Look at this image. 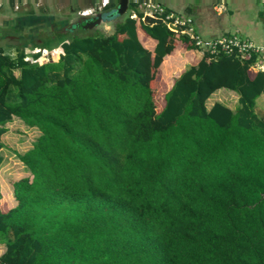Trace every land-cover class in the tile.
Masks as SVG:
<instances>
[{
    "label": "trees",
    "instance_id": "1",
    "mask_svg": "<svg viewBox=\"0 0 264 264\" xmlns=\"http://www.w3.org/2000/svg\"><path fill=\"white\" fill-rule=\"evenodd\" d=\"M142 1L48 56L0 45V167L9 122L39 131L0 178V264H264V72L143 24ZM177 50L196 58L165 87ZM221 88L234 109L207 106Z\"/></svg>",
    "mask_w": 264,
    "mask_h": 264
},
{
    "label": "crops",
    "instance_id": "2",
    "mask_svg": "<svg viewBox=\"0 0 264 264\" xmlns=\"http://www.w3.org/2000/svg\"><path fill=\"white\" fill-rule=\"evenodd\" d=\"M174 14L191 19L195 31L203 38H215L233 32L255 42L264 41L263 7L259 0H154ZM37 0H22L11 5L4 1L0 7V42L6 40H27L36 43L49 34L50 25L33 19L35 16L51 15L46 8L38 7ZM55 26V25H54ZM8 27L16 29V34H4ZM234 27V28H233ZM232 28V29H231ZM233 30V31H232ZM149 46L153 40L148 38ZM30 44V43H29ZM0 45H2L0 43ZM152 47V46H151ZM195 53L177 50L167 55L162 62V76L169 85L171 77L176 76L187 64L195 60ZM226 90L224 88L219 89ZM4 164V163H3ZM5 167V165H2ZM0 167V178L3 176Z\"/></svg>",
    "mask_w": 264,
    "mask_h": 264
},
{
    "label": "rangeland",
    "instance_id": "3",
    "mask_svg": "<svg viewBox=\"0 0 264 264\" xmlns=\"http://www.w3.org/2000/svg\"><path fill=\"white\" fill-rule=\"evenodd\" d=\"M39 2L38 7L46 8L50 14L58 19H71L78 12L89 9L87 7L89 0H37ZM100 1V0H98ZM154 1V0H152ZM155 2V1H154ZM140 9V8H139ZM112 23L103 22L96 27L101 31L106 33L112 32ZM234 28V27H233ZM232 29V28H231ZM59 30H62L59 27ZM233 31V30H232ZM92 31L89 28L77 29L69 34H60L58 36L44 37L41 42L36 43L35 40L28 42L27 40H17L13 39L11 41L3 39L0 43L6 49H10L13 44L26 43L25 52L27 54H32L41 51L45 55H50L54 49L58 48V45L64 41L68 40L72 35H85L90 34ZM4 34H16V29L13 27H8L3 31ZM230 33H233L230 31ZM30 43V44H29ZM220 101L230 108H235L237 105V95L229 90L215 91L207 100V106L209 107L213 102ZM256 112L260 116H264V94L261 95L257 101L255 108ZM7 131L2 135L3 148L1 149L4 155V166H2L1 173L2 177H6V182L8 186V194H10L11 181L24 175L27 169L18 160L17 154L23 153L26 149L30 148L32 143L39 135L38 129L35 127L26 126L18 118H14L11 122L7 124ZM1 252V250H0Z\"/></svg>",
    "mask_w": 264,
    "mask_h": 264
},
{
    "label": "built area",
    "instance_id": "4",
    "mask_svg": "<svg viewBox=\"0 0 264 264\" xmlns=\"http://www.w3.org/2000/svg\"><path fill=\"white\" fill-rule=\"evenodd\" d=\"M4 1L9 2L11 0H0V7L2 6ZM14 1L17 2L16 0ZM109 1L110 0H100L99 4H97L95 7L83 10L82 12H80V14H93L96 11L104 8L109 3ZM259 1L263 7L264 17V0ZM139 8L142 10L143 14L147 13L150 15H154L155 17H161L167 27L169 23L178 26V30L181 33L189 35L194 40V44L198 48L206 50L211 54H216L222 51L228 54H233L240 58L255 56L252 68L255 71L264 72V41L258 43L252 39L241 37L236 33H227L215 38H203L194 34L193 28L191 26V20L189 18H179L172 12L165 13L164 17H162L161 14L164 13V9L158 3L152 0H143L140 3ZM134 16L135 15L132 14L131 17Z\"/></svg>",
    "mask_w": 264,
    "mask_h": 264
},
{
    "label": "water",
    "instance_id": "5",
    "mask_svg": "<svg viewBox=\"0 0 264 264\" xmlns=\"http://www.w3.org/2000/svg\"><path fill=\"white\" fill-rule=\"evenodd\" d=\"M131 0H118L115 6L103 10H98L90 15H81L79 12L71 19L62 20L53 17L52 15L35 16L33 19L40 20L43 18L45 22L48 21L51 27L58 29L61 27L63 33L73 32L80 24L84 23V28L95 27L103 22H114L117 19L124 17L128 13V6ZM142 23L148 26L154 24H162L163 19L161 17H155L150 14H143ZM168 28L173 31H178V26L171 23L168 24Z\"/></svg>",
    "mask_w": 264,
    "mask_h": 264
},
{
    "label": "flooded vegetation",
    "instance_id": "6",
    "mask_svg": "<svg viewBox=\"0 0 264 264\" xmlns=\"http://www.w3.org/2000/svg\"><path fill=\"white\" fill-rule=\"evenodd\" d=\"M100 10H103L100 9ZM75 16V15H74ZM73 18V17H72ZM84 23L80 24L77 28H75L73 31L77 30V29H86L83 27ZM89 29H96V27H91ZM44 33H47L49 34V36H58L60 34H69L70 32H67V33H63L62 30H59V28L57 29L55 26L54 27H50V31L49 32H44Z\"/></svg>",
    "mask_w": 264,
    "mask_h": 264
}]
</instances>
